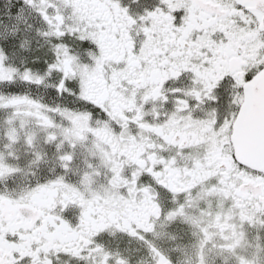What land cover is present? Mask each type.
Instances as JSON below:
<instances>
[{"label": "snow or ice", "instance_id": "6c2138e0", "mask_svg": "<svg viewBox=\"0 0 264 264\" xmlns=\"http://www.w3.org/2000/svg\"><path fill=\"white\" fill-rule=\"evenodd\" d=\"M181 250L264 264V0H5L0 264Z\"/></svg>", "mask_w": 264, "mask_h": 264}, {"label": "flooded vegetation", "instance_id": "af4514ba", "mask_svg": "<svg viewBox=\"0 0 264 264\" xmlns=\"http://www.w3.org/2000/svg\"><path fill=\"white\" fill-rule=\"evenodd\" d=\"M4 3H5V0H0V12L3 11ZM190 231H191L190 228L184 227L183 231L179 232V235L184 237L183 240L178 239L175 242H172V241H164V242L157 241L156 243L158 245L162 244V246H163V248H164L166 253H167L168 249L173 247L174 244H189L188 253H189V255H192L194 253L195 249L191 247V244H194L196 242V239L188 234V233H190ZM116 242L120 243L121 248H123V247H137V245H135V244L128 245L126 240H123V241H119L118 240V241H114L113 248L115 247V243ZM135 259L137 261L144 260V261H147V264H151V261L148 260V257L143 253V251L138 253L136 255ZM174 259L178 260L179 264H185V255L183 254V250H181L179 253H177L175 255ZM62 260H67V258H62ZM67 264H73V261L68 260ZM209 264H211V260L209 261ZM216 264H220V261L217 260Z\"/></svg>", "mask_w": 264, "mask_h": 264}]
</instances>
